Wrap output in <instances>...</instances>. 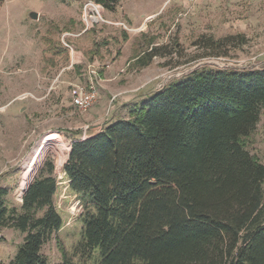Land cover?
Returning <instances> with one entry per match:
<instances>
[{
	"label": "trees",
	"instance_id": "obj_1",
	"mask_svg": "<svg viewBox=\"0 0 264 264\" xmlns=\"http://www.w3.org/2000/svg\"><path fill=\"white\" fill-rule=\"evenodd\" d=\"M201 39L213 50L224 44ZM263 109L264 66L203 65L133 103L128 117L75 138L64 172L84 204L81 257L99 250L98 264H264V164L247 149ZM54 173L48 158L19 208L0 188V231L25 234L9 264H50L42 249L63 224Z\"/></svg>",
	"mask_w": 264,
	"mask_h": 264
},
{
	"label": "rangeland",
	"instance_id": "obj_2",
	"mask_svg": "<svg viewBox=\"0 0 264 264\" xmlns=\"http://www.w3.org/2000/svg\"><path fill=\"white\" fill-rule=\"evenodd\" d=\"M88 2L99 8L103 20L86 24ZM32 11L37 19L29 16ZM207 37L224 44L208 48L201 39ZM156 46L162 54L146 66L139 65L137 59ZM216 52L222 55H213ZM203 65L264 66V0H5L0 4V188L9 191L8 205L19 208L28 177L34 172V178L48 158L54 160L58 181L54 204L63 224L42 249L50 264L61 262L63 251L75 255L78 264H98L100 258L99 250L89 259L80 255L84 204L69 188L64 172L72 141L84 130L89 135L98 127L89 121L90 112H103L99 126L115 113L128 117L129 110L119 106L123 101L113 93L123 90L146 97ZM91 79L97 82L99 99L84 112L72 104L71 89ZM52 139L54 147L49 143ZM247 149L264 164V109ZM24 237L14 228L1 229V262L10 263Z\"/></svg>",
	"mask_w": 264,
	"mask_h": 264
},
{
	"label": "built area",
	"instance_id": "obj_3",
	"mask_svg": "<svg viewBox=\"0 0 264 264\" xmlns=\"http://www.w3.org/2000/svg\"><path fill=\"white\" fill-rule=\"evenodd\" d=\"M93 10L89 13V10ZM103 20L102 15L99 11V8L95 6L93 2H88L85 5L84 8V21L87 25L89 23L98 20ZM90 73L92 76L96 74L94 70H91ZM71 99L72 104L78 108L81 111H89L92 107L95 106L99 99V90L97 87V82L94 79H91L90 82L86 85L76 83L73 85L71 89ZM114 99V98H113ZM88 136V133L86 130H84L82 137L86 138Z\"/></svg>",
	"mask_w": 264,
	"mask_h": 264
},
{
	"label": "crops",
	"instance_id": "obj_4",
	"mask_svg": "<svg viewBox=\"0 0 264 264\" xmlns=\"http://www.w3.org/2000/svg\"><path fill=\"white\" fill-rule=\"evenodd\" d=\"M126 91V90H125ZM118 92V91H117ZM113 93V95L115 96L116 94L118 95L120 101H123L121 102V104L119 105L120 107H123L124 109H126L127 111L129 110L130 111V108H131V105L133 103H136V102H139L141 101L142 99L145 98V96H140L139 94H134V93H131V94H124L122 92H124L123 90L119 93ZM104 93V92H102ZM101 94V93H100ZM101 96V95H100ZM103 97V96H101ZM121 112V111H120ZM102 111L101 110H97V111H94V112H90L89 114V121H91V124H95L97 125L98 127L94 128L93 130V133H89V135H92L94 133H97L99 132L100 130H102V128L105 126V124H103L102 126H99L100 125V122L103 120V115H102ZM120 114L118 113H115L114 116H113V119H110V120H116L117 118H119Z\"/></svg>",
	"mask_w": 264,
	"mask_h": 264
},
{
	"label": "bare ground",
	"instance_id": "obj_5",
	"mask_svg": "<svg viewBox=\"0 0 264 264\" xmlns=\"http://www.w3.org/2000/svg\"><path fill=\"white\" fill-rule=\"evenodd\" d=\"M54 142H56V140H55V139H52L49 143L52 144V143H54ZM53 145H55V144H52V146H53ZM53 147H54V146H53ZM64 148H65V147H64ZM68 148H69V150H70L71 146H69ZM38 163H39V162H38ZM38 163H37V165H38ZM37 165H36V167H37ZM36 167H35V169H36ZM35 169H34L33 171H35ZM33 174H34V172H32L31 175L28 177V179H27L28 182L26 183L27 186H28L29 183L31 182V180H32V178H33ZM25 189H26V188H25ZM25 189H24V190H25Z\"/></svg>",
	"mask_w": 264,
	"mask_h": 264
},
{
	"label": "water",
	"instance_id": "obj_6",
	"mask_svg": "<svg viewBox=\"0 0 264 264\" xmlns=\"http://www.w3.org/2000/svg\"><path fill=\"white\" fill-rule=\"evenodd\" d=\"M29 16L32 18V19H37L38 18V14L36 13V12H30V14H29ZM71 149V148H70ZM33 180V179H32ZM27 190V188L24 190V191H26Z\"/></svg>",
	"mask_w": 264,
	"mask_h": 264
}]
</instances>
